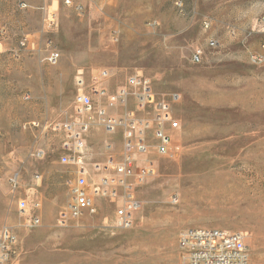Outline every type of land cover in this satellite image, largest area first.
I'll return each instance as SVG.
<instances>
[{
	"label": "rangeland",
	"instance_id": "374dc122",
	"mask_svg": "<svg viewBox=\"0 0 264 264\" xmlns=\"http://www.w3.org/2000/svg\"><path fill=\"white\" fill-rule=\"evenodd\" d=\"M21 1L0 0V228L16 236L5 264H181L190 227L243 232L264 264V0H58L49 12ZM92 58L141 72L180 122L177 154L153 152L136 187L131 228L118 197L61 216L74 184L91 191L102 177L69 159L62 125L79 105L66 71Z\"/></svg>",
	"mask_w": 264,
	"mask_h": 264
},
{
	"label": "built area",
	"instance_id": "2783aa9c",
	"mask_svg": "<svg viewBox=\"0 0 264 264\" xmlns=\"http://www.w3.org/2000/svg\"><path fill=\"white\" fill-rule=\"evenodd\" d=\"M71 5L72 0H64ZM21 9H27L30 4L21 1ZM206 28L210 23L204 22ZM216 40L211 39L214 45ZM19 48H25L29 39L24 38L19 43ZM203 49L197 48L192 55V60L199 63L203 57ZM59 53L53 52L50 61L56 63ZM108 75L107 71L101 73L102 77ZM95 96L102 97L106 94L104 89L93 87ZM127 91L119 94V99L124 100ZM139 99V110L147 112L150 105L155 106L154 113L149 116H139L135 112L127 113L122 117L110 115L104 107L97 110V122L107 131L118 128L124 131L122 153L109 154L105 165L94 164L96 172L102 173L98 184H94L91 191L78 185L72 186V201L67 211L62 213V218L80 220L89 212H95L92 206L94 197H118L121 204L116 212L118 225L122 228H131L134 224L135 214L141 207V201L136 195V187L142 184L153 173V160L151 155L156 152L161 157H174L177 149L173 140V132L180 129V122L175 116L172 105L166 100L158 99L147 87H144ZM79 105L76 112L81 117L89 116L93 111V104L85 98H78ZM89 120L65 121L62 123L65 133L64 146L71 161L84 165L82 157L86 148L85 132L90 129ZM85 166V165H84ZM85 171L84 168L82 170ZM92 194V195H91ZM177 201V198L174 199ZM41 201L35 197L33 209L38 210ZM40 217L32 213L33 224H39ZM247 236L240 231H229L219 227H190L184 229L179 237L178 247L181 264H251L250 247ZM16 241V236L8 228H0V264H5L10 258V250Z\"/></svg>",
	"mask_w": 264,
	"mask_h": 264
},
{
	"label": "crops",
	"instance_id": "0c3cea01",
	"mask_svg": "<svg viewBox=\"0 0 264 264\" xmlns=\"http://www.w3.org/2000/svg\"><path fill=\"white\" fill-rule=\"evenodd\" d=\"M28 2L32 10L34 8H42L46 12H49L50 8L59 7L60 5L57 4L59 3L58 0H43L42 3L28 0ZM1 34L3 38L6 30L2 29ZM93 48L95 50V46ZM104 70L108 72L106 77L101 76ZM71 73L73 77L70 80V84L74 91L79 94L77 99L82 97L90 100L93 104V111L89 116L83 118L75 110L68 118L71 121L89 120L93 122L90 129L85 132L86 148L82 162L90 168H94L95 163L105 165L109 154L120 155L122 153L124 131L121 128L115 131H107L104 126L97 122V110L104 107L110 115L116 117H122L130 112H135L139 116H149L150 113H154V105H150L147 112L139 110L138 97L144 88L142 86L144 84L142 83L144 76L139 71L129 73L126 69L105 61L95 65V59L93 58L92 60L85 59L84 64L77 65L74 70L70 68L66 71L67 75ZM93 87L104 89L106 94L102 97L93 95L91 92ZM123 90H126L128 94L124 100H120L119 94Z\"/></svg>",
	"mask_w": 264,
	"mask_h": 264
}]
</instances>
